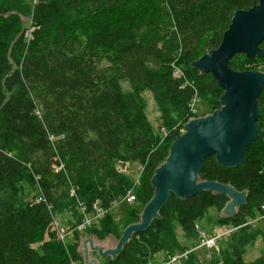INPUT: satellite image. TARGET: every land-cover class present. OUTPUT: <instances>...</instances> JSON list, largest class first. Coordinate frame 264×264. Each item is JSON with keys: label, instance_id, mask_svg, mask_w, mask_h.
Returning <instances> with one entry per match:
<instances>
[{"label": "trees", "instance_id": "16d2710c", "mask_svg": "<svg viewBox=\"0 0 264 264\" xmlns=\"http://www.w3.org/2000/svg\"><path fill=\"white\" fill-rule=\"evenodd\" d=\"M257 3L34 0L27 32L21 21L25 0H0V264H84L80 236L96 230L100 239L119 238L120 224L139 221L153 195L155 169L184 124L196 117L192 102L219 108L223 89L212 74L191 64L219 48L236 11ZM259 46L264 48V39ZM238 55L245 57L244 69L234 62ZM254 59L264 57L235 54L229 67L253 70L248 64ZM145 90L153 93L160 112L156 132L145 116L140 95ZM258 103V137L247 146L242 164L226 168L210 155L198 174L200 180L246 192L236 213L217 221L222 228L235 227L228 236L230 251L219 249L208 264H264L261 230L260 256L243 259L260 234L248 221L264 208V86ZM122 162L141 169L136 185L120 170ZM129 190L135 201L120 224L106 213L76 230L80 205L90 212L97 201L109 209ZM228 201L227 195L209 191L183 199L170 194L160 217L134 233L114 260L103 258L105 264H153L159 252L172 255L198 245V223L210 207L221 211ZM62 209L76 218L60 222L71 231L67 247L53 228ZM176 227L192 242L176 245ZM43 236L50 240L42 242ZM184 264L202 263L191 252Z\"/></svg>", "mask_w": 264, "mask_h": 264}, {"label": "water", "instance_id": "95a60500", "mask_svg": "<svg viewBox=\"0 0 264 264\" xmlns=\"http://www.w3.org/2000/svg\"><path fill=\"white\" fill-rule=\"evenodd\" d=\"M263 39L264 0H258L249 10L233 14L217 50H210L191 64L203 74H212L223 89L219 108L206 117L190 118L184 124L186 131L171 142L167 157L154 171L153 195L144 205L139 221L124 228L115 249L102 251L103 247L86 240L99 257L109 256L114 260L134 233L146 230L153 219L160 217L159 211L170 194L181 199L201 191L227 195L229 201L221 212L228 217L246 202L245 191L216 181L198 180V174L210 155L223 167L239 166L247 146L258 137V97L264 86V73L233 70L229 60L239 53L249 59L264 57V48L259 46ZM120 164L122 168L126 165Z\"/></svg>", "mask_w": 264, "mask_h": 264}, {"label": "rangeland", "instance_id": "374dc122", "mask_svg": "<svg viewBox=\"0 0 264 264\" xmlns=\"http://www.w3.org/2000/svg\"><path fill=\"white\" fill-rule=\"evenodd\" d=\"M25 4L27 5V9H26L25 13H22L21 21L24 24L26 31L28 32L30 30V26H31V11L33 9L34 0H25ZM263 61L264 60L254 59V60H252V63L248 64V66L251 67L253 70L257 69V70L261 71L260 69H262L264 67ZM234 62L235 63L237 62L239 64L238 69H244L246 67V65H243L245 63V57H243L241 55H238ZM246 71H249V70H246ZM123 87L125 90L129 89L128 85H126V84H124ZM140 95H141V97L144 101V104H145V109H144L145 116H146L147 120L149 121V123L151 124L152 130L154 132H156L158 130L159 125H160V119H159L160 112H159L157 103L154 99L153 93L148 91V90H145V91H142ZM191 112L192 113L196 112V118H203V117H206L208 114H211L212 109L208 104H205L204 101L194 100L191 104ZM185 131L186 130L184 128H182L180 133H184ZM120 169H122V168H120ZM122 171L130 179V181L133 184H135L136 180L139 178V173H140L139 166L137 164H134V163H128V167L123 169ZM23 191H24V194L22 195V197H26L27 193L29 192V189H28L27 185H25V184L23 185ZM132 205L133 204H127V203L123 202V203L119 204L118 208L111 209L110 213L112 214V217L114 218V220L120 224L124 218L125 211L127 210L128 207H131ZM142 209H141V212H142ZM236 211H237V208H236ZM80 213L81 212L79 210L78 216ZM220 216H225V215H223L221 211L217 212L216 208L210 207L207 210V212L204 216V219H202L198 223L199 231L205 232V233H212V234L221 233L223 231L222 227L217 223L218 218ZM56 218L57 219L53 220V228H54V230H56L57 236H59V239H60V235H61V229L60 228L65 227V226H62L63 224H65V221L75 220L76 218H73L71 216L70 210H68V209L67 210L62 209L60 212L56 213ZM60 222L62 225L60 224ZM249 223L252 225V227L254 229H259L260 234H257V233L255 234V240L253 242V245L247 250L246 254L243 256V259L245 260V262L252 261V260H254L260 256L261 247H262L261 235L263 234L261 231H264V220L261 219V215L252 219L251 221H249ZM123 231H124V228L120 224V227H119V235L120 236L122 235ZM95 232H96V230L94 231V235L89 234V236H87V235L80 236L79 239L77 240V246H78V251H79L78 254L82 258L81 263H83V261H84V264H105V260L103 259L105 257H101V256L99 257V254L96 251L91 250L88 247V241H86L88 239L92 240L93 246L103 247L102 251L107 250V249H109V250L115 249L117 246V242H118L119 238L113 237L112 235H108V236H106V238L100 239L98 236L95 235ZM174 234L177 238L176 245L178 244L179 247L192 242L191 240H187L185 238V236L183 237V233H182V230L180 227L175 228ZM68 235H70V232H68V233L66 232V236L64 238V241H61V239H60V241L65 244L66 238L68 237ZM199 238H200V236H199ZM228 239H229V237L223 236L220 239V241H218V245H217L218 248L216 250L213 249L214 251L209 250L205 247L198 250V255L200 256L199 260L201 261V263L202 264H208L207 262H210L211 260H214V258L219 257V256H217L219 249L221 250V253L223 251H224V253H228L230 251V247H231V243H228ZM44 240H50V238L48 236H45V237L43 236L42 242ZM234 240H236V239H234ZM70 241H72V239L69 240L68 242H70ZM176 245L174 244L171 248L172 249L175 248ZM35 246H37V245H35ZM66 247H67V245H66ZM94 252H96L98 255L94 254ZM208 254H209V256H208ZM164 257H165V253L159 252L158 254L155 255V261L161 262V260ZM181 264H184V262Z\"/></svg>", "mask_w": 264, "mask_h": 264}, {"label": "built area", "instance_id": "2783aa9c", "mask_svg": "<svg viewBox=\"0 0 264 264\" xmlns=\"http://www.w3.org/2000/svg\"><path fill=\"white\" fill-rule=\"evenodd\" d=\"M193 112V111H192ZM165 134V131H164ZM126 165H124V168L121 167V164H119V168L121 171L125 168L128 167V163H125ZM141 171V169H140ZM123 172V171H122ZM140 175V173H139ZM138 183V179L136 180L135 184ZM135 201V195L133 193L132 190H129L125 196L114 200L112 202V205L109 209L103 208L101 206H99L96 203L93 204V209L90 212H87L85 208L79 207V210L81 212V222L78 224L76 230L78 231H83L86 227H89L90 225L96 223L99 219H101L106 213H110L111 209H116L119 207V204L121 203H127V204H133ZM261 219L264 220V208H263V213L261 214ZM251 221V220H249ZM248 221V222H249ZM61 229V235H60V239L61 241H64V238L66 236V232H71V231H67L66 228H60ZM235 229V227H223L222 228V232L221 233H216V234H212V233H205V232H199V244L194 246V247H190L182 252H177L174 253L172 255H165V257L161 260V262H154L153 264H181L183 262H185V260L188 258V255L191 252H197L198 254V250H200L201 248H207L209 250H216L218 247V241H220V239L223 236H229V234ZM213 250V251H214ZM216 253V252H215ZM209 256V254H208ZM198 258H200V256L198 255Z\"/></svg>", "mask_w": 264, "mask_h": 264}, {"label": "crops", "instance_id": "0c3cea01", "mask_svg": "<svg viewBox=\"0 0 264 264\" xmlns=\"http://www.w3.org/2000/svg\"><path fill=\"white\" fill-rule=\"evenodd\" d=\"M218 212V211H217Z\"/></svg>", "mask_w": 264, "mask_h": 264}]
</instances>
